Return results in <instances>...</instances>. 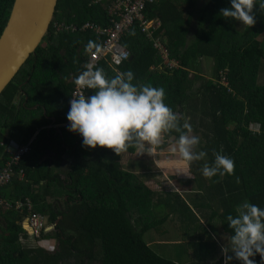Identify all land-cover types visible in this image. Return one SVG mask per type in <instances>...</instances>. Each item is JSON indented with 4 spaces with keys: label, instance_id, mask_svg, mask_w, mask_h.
I'll return each mask as SVG.
<instances>
[{
    "label": "trees",
    "instance_id": "16d2710c",
    "mask_svg": "<svg viewBox=\"0 0 264 264\" xmlns=\"http://www.w3.org/2000/svg\"><path fill=\"white\" fill-rule=\"evenodd\" d=\"M13 2L0 0V36ZM112 4L113 0L98 4L92 0H58L44 42L0 95V170L8 160L1 143H7L8 138L17 144L27 143L37 129L49 124L51 116L57 117L58 123L66 122L75 87L73 80L84 70L89 54L97 49L85 52V45L92 41L99 47L103 40L81 27L86 22L108 26V8ZM225 7H230L229 0H157L147 5L144 14L147 19L161 22L155 37L162 42L166 58H162L152 40L135 24L121 39L131 59L115 68L107 61L97 67L103 68L109 78L131 70L133 84L163 87L164 102L181 117V123L187 120V115L192 118L191 92L195 83L202 81L200 64L213 67L210 80L202 81V95L204 98L207 95V101L202 102L201 108L209 105L203 116L209 117L210 122L205 125L200 122L206 131L198 146L207 153L205 163L210 164L214 153L220 152L234 160L235 168L230 175L205 178L208 182L203 194L208 201L205 208L211 210L210 219L218 218L222 229L231 236L227 216H235L239 204L247 200L264 208V82L256 84L264 60V43L253 37L264 31V9L257 0L253 8L255 23L240 32L236 29L238 21L225 20L219 15ZM55 23L75 26L77 31L56 32ZM171 62L176 66L169 67ZM87 94H93V90H87ZM38 136L31 152L18 165L24 170L27 182L13 178L8 189L2 191L4 196L12 193L10 196L15 199L29 198L33 212L46 216L49 225L62 218L51 233L58 250L37 251L39 255L33 257V264H64L70 259L75 261L73 264H179L155 253L150 242L145 241L148 233L162 234L164 227V234L170 235L169 231L174 230L182 241H187V256L192 264H197L200 256L194 250L196 246L185 238L187 228L175 219L168 221L172 213L168 203L172 197L168 192L151 189L135 174L124 171L121 153L117 155L112 149L99 146L84 147L82 137L66 128L63 144L67 149L58 136L51 140L57 147L49 148L57 158L50 163L45 157L46 147L39 145L41 138L47 140V135L41 131ZM172 136L176 142L177 133H166L156 149H168L166 140ZM136 151L129 148L126 153L134 155ZM63 152L73 157L65 178L56 171L55 163ZM169 155L164 158V168L165 163L180 161L178 151ZM205 163L197 165L198 171L192 170V165L189 169L182 164L174 167L178 181L198 179L202 175L200 167ZM162 208L166 213L160 211ZM6 244L11 246L13 256L22 259L21 264H30L16 238H1L0 246ZM213 249L219 251V246L214 245ZM2 251L0 264H3ZM252 259L261 264L258 254Z\"/></svg>",
    "mask_w": 264,
    "mask_h": 264
},
{
    "label": "clouds",
    "instance_id": "9594fccd",
    "mask_svg": "<svg viewBox=\"0 0 264 264\" xmlns=\"http://www.w3.org/2000/svg\"><path fill=\"white\" fill-rule=\"evenodd\" d=\"M229 4L230 7L220 9L219 15L223 19L235 20L248 27L255 23L253 8L257 0H229ZM259 7L264 9V0H259ZM93 48L98 50V46L89 41L85 45V52ZM133 80L131 70L118 72L109 78L103 68L87 63L73 80L80 91L69 101L67 130L82 137V146L112 149L117 155L129 148L136 149L139 155L148 154L149 149L161 144L166 133L175 132L178 134L177 147L172 151H178L185 169H189L194 161L205 160V151H195L200 139L190 134V124L187 120L181 123V117L164 102V88L137 86ZM86 90H93V94L85 95ZM234 168L232 158L216 152L214 160L203 165V176L198 177L200 183L193 188L199 186L205 189L207 178L230 175ZM235 212V216H227L233 234L229 237L228 245L221 248L223 264H230L233 258L240 264H256L252 258L257 254L261 264H264V208L245 200L236 207ZM46 226L48 229L47 221ZM45 234L40 247H49L44 239ZM229 252L232 255H228Z\"/></svg>",
    "mask_w": 264,
    "mask_h": 264
},
{
    "label": "rangeland",
    "instance_id": "374dc122",
    "mask_svg": "<svg viewBox=\"0 0 264 264\" xmlns=\"http://www.w3.org/2000/svg\"><path fill=\"white\" fill-rule=\"evenodd\" d=\"M193 23L195 24V22ZM247 27L248 26L246 25H240L239 22L236 25V29L240 32L245 31ZM248 34L251 37L253 36L252 31H249ZM253 37L256 41L262 42L261 44L264 43V31H262L258 36ZM212 68L213 67H211V65L202 63L199 67V73L210 77V70H212ZM190 78H193L192 74H190ZM263 82L264 60L256 78V84L262 85ZM193 125L196 129L195 123H193ZM253 130L257 132L256 126L253 128ZM196 131L198 132V130ZM170 147V149H173L177 147V145L173 142L172 145L170 143ZM154 151V148H152L151 152L148 153L149 159H147V157L144 158L145 155H139V153H136L134 156L126 155L122 159L123 170H131L132 172H136V174L139 175L141 181L151 189L169 193V195L172 197V200H170L168 203V210L170 212L172 211V213L168 218V221L169 219H175L176 223L180 221L184 228H187L185 238H187V240L192 243V245L196 246L194 247V250L198 253L197 257L200 256L197 264H223L224 255L222 254L221 248L223 245H228L230 235L222 229V223L218 218L215 217L212 220L210 219L211 210L209 207L205 208V205L208 203V201L203 194V189H201L199 186H197L196 189L193 188L196 187L195 185L197 183H200L199 178L189 182H183L184 180L179 182V174L175 172L174 167H180L181 162L179 161L178 163L174 164L173 161H170L169 163H165L166 168H164V161L160 160L164 153L160 152L161 155H159L158 152L155 151L154 153ZM195 151H200V146L197 145ZM144 160H146L144 162L145 164L143 163ZM136 163H142L144 166L146 165V170L139 171L138 168L140 166L137 165L135 168H133L134 166H132V164ZM193 165L197 166L199 163L194 161ZM186 178H189V175ZM160 211L162 213H166L167 210L162 208ZM162 230V234H156L152 232L145 236V241L147 243L150 242L151 244L150 248L158 255L166 259L173 260L179 264H192V261L188 258L185 250L187 241L185 242V239L182 241L180 238L181 235L175 234L174 230L169 231L170 235L164 234L165 227L162 228ZM10 232H12L11 229H9V231L6 233ZM153 240L154 242H151ZM214 245L219 246V251L217 249H213ZM211 251L213 253H211ZM228 255H232V253L229 252ZM194 258H196V256H194ZM230 264H240V261L233 258L230 261Z\"/></svg>",
    "mask_w": 264,
    "mask_h": 264
},
{
    "label": "built area",
    "instance_id": "2783aa9c",
    "mask_svg": "<svg viewBox=\"0 0 264 264\" xmlns=\"http://www.w3.org/2000/svg\"><path fill=\"white\" fill-rule=\"evenodd\" d=\"M104 0H92L94 4L103 2ZM157 0H113V4L108 8V16L110 24L102 26L99 24L85 23L81 30L90 31L103 40L101 41L98 50L92 51L87 59V63H94L98 66L101 62L107 61L113 67L121 66L130 58L129 51L122 45L121 39L125 33L133 26L137 25L146 38L152 40L153 46L161 52L162 58H166V50L158 37H155V30L160 28L161 22L158 19H147L144 10L149 4L155 3ZM56 32L63 30L77 31L75 26H68L62 23H55L53 25ZM86 63V64H87ZM176 64L171 62L169 67H175ZM221 83L225 85V82ZM79 89L75 86L71 94L74 96L79 93ZM87 95V90L85 91ZM70 107V105H69ZM68 121L63 126L68 125ZM5 152L10 156V161L5 168L0 172V204L4 202L2 199V189L9 185L15 176V168L19 165L23 157L29 151L31 143L25 145L17 144L14 140L7 143H1ZM18 175L23 176V170L20 168ZM8 205V204H6ZM17 210L27 211V223L31 229L32 235L38 239L40 245L43 244L42 237L47 231L46 220L43 215L33 212L32 205L29 200L15 203Z\"/></svg>",
    "mask_w": 264,
    "mask_h": 264
},
{
    "label": "crops",
    "instance_id": "0c3cea01",
    "mask_svg": "<svg viewBox=\"0 0 264 264\" xmlns=\"http://www.w3.org/2000/svg\"><path fill=\"white\" fill-rule=\"evenodd\" d=\"M129 59H131V58H129ZM113 68H115V67H113ZM198 71H199V69H198ZM199 76L201 77V80L203 82L205 80H208V79L210 80V77H207L205 74L199 73ZM202 81L196 82L194 87H193V90L191 92V96H192L191 99H192V103H193L192 113H191L192 118L190 116H187V122L190 124L191 129H192L190 134L198 136L200 141H201V139L204 140L203 139V134L206 131L204 129V127H202V125H205L207 122H210L209 117H206L207 119H205V117L203 116V112L208 108L209 105L206 108H204V109L201 108L202 107V102L205 103L207 101V95H205L206 96L205 98H204V95H202L204 93L203 82ZM218 83H219V81H218ZM37 106L38 105H36L32 109H34V108L36 109ZM201 116L204 117L203 120H201V118H202ZM56 118L57 117H55V116L48 117L49 124L47 126H44V127L40 128V129H37L36 132L34 133V136L27 143H25V144H28L30 142L31 146H32V144L36 141V138L39 137L38 135L40 134V132L44 131L46 133V135H47V138H46L47 140H44V138H41L40 142H39V145L46 147V149H45V157L49 160L50 163H52V159L55 160L57 158V156L55 154V151L49 148V147H54V146L57 147V145H54L51 142V140L55 139L58 136L60 138L61 145L64 146L63 143H64L65 140H64V136H63V129L67 128V126H63V123L62 124L58 123ZM200 122H201L202 125H200ZM193 123H195L196 129H195ZM196 130H198V132ZM10 140H13V139L8 138L7 142L10 141ZM174 140H175V136H172L171 138L166 140V144L169 145L168 149L160 151V150H157L156 147L154 148V150L156 152H158L159 155H161L160 152L164 153L163 157L160 158L161 161L162 160L164 161V158H167V157L170 156L169 154H172V149H169V148H171L170 147V143H171V145H172L173 142L176 143ZM162 142H163V138H162L161 143ZM25 144H22V145H25ZM31 146H30L29 153L31 152ZM64 149H67V148L64 146ZM155 151H154V153H155ZM150 152H151V149H149L148 153H150ZM136 153H138V152L136 151ZM126 155L127 156H134L132 154H128L126 152H122L121 156H120V164H121V166H122V162H123L122 159ZM142 155L143 156L145 155L144 158L147 157V159H149V157H148L149 154L145 153V154H142ZM7 156H8V160L4 163V166L2 167L0 172L5 168L6 164L10 161V156L8 154H7ZM139 159H141V158H139ZM146 160H144L143 163ZM72 161H73V157L71 155H69V154H66V152L65 153L63 152L61 154V157L55 161V163L57 165L56 171L61 173V177L62 178H65V170L67 169L68 165ZM206 161L205 160H201V161H196V162L197 163H203V162L205 163ZM191 165H192V170L196 169L198 171L197 166H194L193 163ZM132 166H134L133 168H135L136 165L132 164ZM146 168H147L146 165L145 166L143 165V166H140L138 168V170L139 171H144V170H146ZM19 169H20V167L16 166L14 178L20 183L21 182H27V178H26L25 172H24V170L22 168L21 169L23 170V176L20 177L18 175ZM122 169H123V167H122ZM200 170H201V167H200ZM124 171L133 173L137 177H139V175H137L136 172H132L131 170H124ZM199 178H202V177H199ZM41 185H44V184L41 183ZM3 189L7 190L8 187L7 188H3ZM3 189H2V191H4ZM8 192H9V190L7 191V193ZM11 194L12 193H10V195ZM10 195H9V193L7 194V196L2 195V199L4 200V202L0 204V239L1 238L10 239L11 237L12 238L13 237L16 238V240L18 242V245L20 247V250L27 253V256L29 257V260H30V264H33V257L37 258L38 255H39L37 252H35V250L39 251L41 249V247L39 246L40 244L38 243L39 240L36 239L32 235V233L28 230V228H29L28 227V223H27V215H28V213H27L26 209L25 210L24 209L23 210H17L15 208V203H17V202L21 203L24 200H29L32 206H33V203L27 197L21 200V199H15V198L11 197ZM54 203H57V201H55ZM6 204H8V205H6ZM44 218H45L46 221L48 220V218L46 216ZM60 219L61 218H58L57 220H60ZM56 221H55V223L53 225H49L48 224L47 232L44 235L45 236V238H44L45 242H46V244L49 247H51V239L52 240L54 239V237L51 236V233L54 232L53 229H54V225L56 224ZM8 224L11 225L10 229L12 230V232H10V233H6V232L9 231L8 230L9 229V225ZM13 226L17 227L18 229L15 230V228H13ZM10 247L11 246H9L8 244L3 246V248L0 246V251L4 250V251H2V256H1L3 264H21L20 262H21L22 259L19 261L16 258V256H13V254L10 252ZM45 250H43V251H45ZM46 253H48L47 250H46ZM70 260L71 261L65 262L64 264H73V262H75L73 259H70Z\"/></svg>",
    "mask_w": 264,
    "mask_h": 264
},
{
    "label": "water",
    "instance_id": "95a60500",
    "mask_svg": "<svg viewBox=\"0 0 264 264\" xmlns=\"http://www.w3.org/2000/svg\"><path fill=\"white\" fill-rule=\"evenodd\" d=\"M57 3L58 0H14L0 36V95L44 42ZM28 230L31 232L30 227Z\"/></svg>",
    "mask_w": 264,
    "mask_h": 264
},
{
    "label": "flooded vegetation",
    "instance_id": "af4514ba",
    "mask_svg": "<svg viewBox=\"0 0 264 264\" xmlns=\"http://www.w3.org/2000/svg\"><path fill=\"white\" fill-rule=\"evenodd\" d=\"M59 206V208L61 209V206L60 205H58ZM59 218H61V217H59ZM58 219V218H57ZM62 219V218H61ZM60 219V220H61ZM60 220H59V222H60ZM59 222H58V224H59ZM58 224H55L54 225V229L53 230H56L55 229V227L58 225ZM53 241V242H52ZM44 248V249H43ZM42 249V250H41ZM41 251H43V250H47V252L48 253H52V252H55L56 250H58V246H57V244H56V240L55 239H51V247H41ZM46 250H45V252H46ZM49 250V251H48ZM38 250H35V252H37ZM38 253V252H37ZM85 264H87V262L85 263Z\"/></svg>",
    "mask_w": 264,
    "mask_h": 264
}]
</instances>
